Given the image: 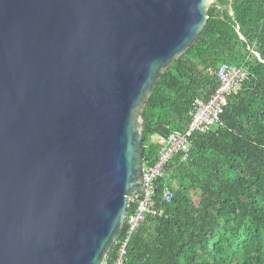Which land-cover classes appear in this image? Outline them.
Masks as SVG:
<instances>
[{
  "label": "water",
  "instance_id": "obj_1",
  "mask_svg": "<svg viewBox=\"0 0 264 264\" xmlns=\"http://www.w3.org/2000/svg\"><path fill=\"white\" fill-rule=\"evenodd\" d=\"M211 1L0 0V264H106L143 112Z\"/></svg>",
  "mask_w": 264,
  "mask_h": 264
},
{
  "label": "trees",
  "instance_id": "obj_2",
  "mask_svg": "<svg viewBox=\"0 0 264 264\" xmlns=\"http://www.w3.org/2000/svg\"><path fill=\"white\" fill-rule=\"evenodd\" d=\"M223 63L247 79L215 129L192 136L189 158L176 155L165 166L154 195L158 214L133 234L125 264H264V0L210 6L196 44L161 77L143 112V158L145 166L157 161L153 137L187 130L195 102L220 84L210 70ZM166 187L171 203L163 200ZM117 252L118 244L107 264Z\"/></svg>",
  "mask_w": 264,
  "mask_h": 264
},
{
  "label": "built area",
  "instance_id": "obj_3",
  "mask_svg": "<svg viewBox=\"0 0 264 264\" xmlns=\"http://www.w3.org/2000/svg\"><path fill=\"white\" fill-rule=\"evenodd\" d=\"M210 72L217 75L220 84L209 100L199 99L195 102L192 120L187 130L182 133L173 132L166 136L153 137V141L158 146V158L153 165L144 168L143 191L128 201V210L132 208V212L127 215V231L124 238L120 242H116L118 252L113 264H125L128 245L133 234L148 215L158 214L154 195L156 182L163 176L165 166L176 155H181L183 161L189 158L192 148V136L206 134L220 122L229 97L237 94L247 79V74L243 69L226 63H223L218 70H210ZM173 198V190L166 187L163 200L171 203Z\"/></svg>",
  "mask_w": 264,
  "mask_h": 264
},
{
  "label": "rangeland",
  "instance_id": "obj_4",
  "mask_svg": "<svg viewBox=\"0 0 264 264\" xmlns=\"http://www.w3.org/2000/svg\"><path fill=\"white\" fill-rule=\"evenodd\" d=\"M214 2H215V0L211 1L210 2L211 3L210 5H212ZM212 129H215V126Z\"/></svg>",
  "mask_w": 264,
  "mask_h": 264
}]
</instances>
